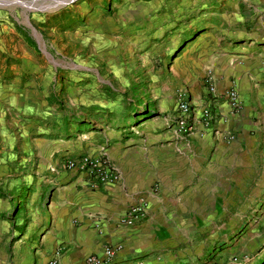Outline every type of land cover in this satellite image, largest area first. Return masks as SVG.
<instances>
[{
    "label": "crops",
    "instance_id": "crops-1",
    "mask_svg": "<svg viewBox=\"0 0 264 264\" xmlns=\"http://www.w3.org/2000/svg\"><path fill=\"white\" fill-rule=\"evenodd\" d=\"M204 13L211 24L189 30L168 76L141 83L139 98L117 94L121 87L99 69H70L63 112L49 102L59 90L50 71L0 80V116L17 131L11 167L29 171L10 186L40 191L26 200L29 226L0 225V264L9 251L11 264H24L20 252L47 264L57 250L58 264H84L107 246L117 251L106 264H264V0ZM207 73L215 95L203 84ZM181 87L213 116L208 129L195 123L185 137L171 128ZM231 88L239 114L223 96ZM102 154L117 169L115 184L64 169L70 159ZM143 201V219L119 224Z\"/></svg>",
    "mask_w": 264,
    "mask_h": 264
},
{
    "label": "rangeland",
    "instance_id": "rangeland-1",
    "mask_svg": "<svg viewBox=\"0 0 264 264\" xmlns=\"http://www.w3.org/2000/svg\"><path fill=\"white\" fill-rule=\"evenodd\" d=\"M236 4L237 0H77L55 12L26 14L17 5L0 7V80L3 84L21 73L28 76L38 67L50 71L52 83L59 90L58 97L51 96L49 102L63 112H67L63 85L70 69H99L100 75L106 74L105 79L110 76L111 83L121 87L117 94H138L139 98L141 83L158 85L168 76L165 73L171 69L174 57L181 51V39L189 30L194 27L196 33L201 32L207 22L211 24L204 11H235ZM14 22L30 36L29 26L35 29L40 36L39 42L34 39L37 48L26 43ZM177 42L180 44L175 48ZM114 70L120 73L109 75ZM126 85L132 91L136 88V93L124 92ZM11 124L9 116H0V167L7 165L0 175V225L12 228L20 219L19 226L25 229L31 219L26 210L27 197L40 191L31 186L21 190L10 186L11 179L29 173L28 167L19 171L11 167V138L17 132ZM14 157L18 158L16 154ZM4 254V264H11V251ZM19 254V261L23 258L24 264H33V256Z\"/></svg>",
    "mask_w": 264,
    "mask_h": 264
},
{
    "label": "built area",
    "instance_id": "built-area-1",
    "mask_svg": "<svg viewBox=\"0 0 264 264\" xmlns=\"http://www.w3.org/2000/svg\"><path fill=\"white\" fill-rule=\"evenodd\" d=\"M203 84L208 93L213 95L217 94L214 79L210 73H207L204 77ZM223 96L227 100L233 113L239 114L242 106L235 89H229ZM175 100L177 112L171 121V128L176 135L185 137L191 132L193 124L195 123L201 124L204 129H208L211 126L213 116L209 107L199 108L193 105L189 92L185 87H181L176 91ZM226 139L232 140L233 136L226 137ZM64 169L66 171L84 173L102 185L115 184L120 180L117 169L103 154L97 156L85 155L77 159H70L65 162ZM147 209V203L145 201L140 202L130 207L118 222L121 225L132 226L146 216ZM116 251L117 247L107 246L104 248L101 256L89 255L86 257L84 264H106L112 260ZM60 253L61 251L57 250L47 264H58Z\"/></svg>",
    "mask_w": 264,
    "mask_h": 264
},
{
    "label": "water",
    "instance_id": "water-1",
    "mask_svg": "<svg viewBox=\"0 0 264 264\" xmlns=\"http://www.w3.org/2000/svg\"><path fill=\"white\" fill-rule=\"evenodd\" d=\"M77 0H30V1H25V0H0V7H5L2 6V3H6L7 6H19L21 7L24 11L23 13L26 14L27 12H30L26 8H24L25 4L29 5H34L38 2H48V5L45 6L44 8H37L34 11L35 12H50L53 9H57L58 7H66L72 3H74ZM25 20L28 21L29 17L28 15H25ZM29 29L31 30V37L35 39L37 42L40 41V36L39 34L35 31L34 28L29 26Z\"/></svg>",
    "mask_w": 264,
    "mask_h": 264
},
{
    "label": "trees",
    "instance_id": "trees-1",
    "mask_svg": "<svg viewBox=\"0 0 264 264\" xmlns=\"http://www.w3.org/2000/svg\"><path fill=\"white\" fill-rule=\"evenodd\" d=\"M15 27L17 29V32L19 33V35H21L23 37V39L26 41V43L33 47V48H37L36 42L34 41V39L28 34V32L22 28L21 26H19L16 22H14Z\"/></svg>",
    "mask_w": 264,
    "mask_h": 264
},
{
    "label": "bare ground",
    "instance_id": "bare-ground-1",
    "mask_svg": "<svg viewBox=\"0 0 264 264\" xmlns=\"http://www.w3.org/2000/svg\"><path fill=\"white\" fill-rule=\"evenodd\" d=\"M47 5H48V2H38V3L34 4V5L25 4L24 8H26L29 11H34L37 8H44ZM2 6L6 7L7 5H6V3H2ZM62 8H64V7H58L57 9H53L51 11L55 12V11H58V10H60Z\"/></svg>",
    "mask_w": 264,
    "mask_h": 264
}]
</instances>
